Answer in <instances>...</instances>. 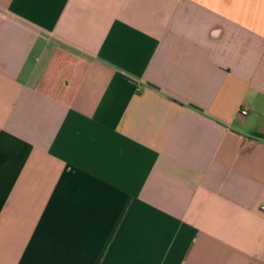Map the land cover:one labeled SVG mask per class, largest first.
I'll return each instance as SVG.
<instances>
[{"label":"crops","instance_id":"1","mask_svg":"<svg viewBox=\"0 0 264 264\" xmlns=\"http://www.w3.org/2000/svg\"><path fill=\"white\" fill-rule=\"evenodd\" d=\"M0 264H264V0H0Z\"/></svg>","mask_w":264,"mask_h":264},{"label":"built area","instance_id":"2","mask_svg":"<svg viewBox=\"0 0 264 264\" xmlns=\"http://www.w3.org/2000/svg\"><path fill=\"white\" fill-rule=\"evenodd\" d=\"M239 113L241 115H246L248 113V108H240Z\"/></svg>","mask_w":264,"mask_h":264}]
</instances>
